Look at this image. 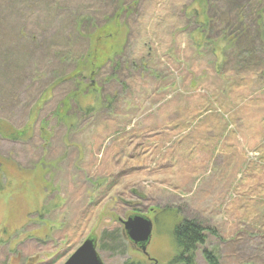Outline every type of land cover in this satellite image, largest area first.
Segmentation results:
<instances>
[{"label": "rangeland", "instance_id": "374dc122", "mask_svg": "<svg viewBox=\"0 0 264 264\" xmlns=\"http://www.w3.org/2000/svg\"><path fill=\"white\" fill-rule=\"evenodd\" d=\"M0 122V264H172L184 219L196 264H264V0H0Z\"/></svg>", "mask_w": 264, "mask_h": 264}, {"label": "trees", "instance_id": "16d2710c", "mask_svg": "<svg viewBox=\"0 0 264 264\" xmlns=\"http://www.w3.org/2000/svg\"><path fill=\"white\" fill-rule=\"evenodd\" d=\"M201 4H202V11L199 8H197V10L201 12V13H198V16L201 18V21H200L201 25L204 27H207L209 25L210 20L206 17V5L203 3ZM209 39L208 37H205V35L203 34L198 35L197 37L194 36L195 42L199 45L205 44L207 41H209ZM234 41H235L234 39L227 40L228 44H224V48L231 49L234 45ZM210 44L214 46L212 54L216 56L217 59H221V57L225 55V51L221 47V44L220 43H210ZM92 52H93V48L90 50L88 57L91 56ZM113 54L114 53L112 52L110 55H107L106 58H110ZM106 58H105V61L102 60L101 63H99L98 65H95L96 66L95 70L103 66V62H106L107 60ZM92 62H93V58L91 59V61L88 60L84 64L82 70H86L87 67L92 68L93 67ZM87 109H91V108L88 107ZM7 127H8V123L0 122V131L4 130L3 134L6 135L7 137L12 138V139H20L21 136L23 135L22 132H19L16 130L13 132H9ZM11 166H13L16 171H18L16 166L14 165H11ZM2 167L4 168L8 167L6 165L5 158H0V169H2ZM0 190H3V187H0ZM212 231L215 232V230H212ZM172 234H173V239L175 243L176 253L171 263L172 264H196V252L199 249V246H203L207 241V236L204 234V227L196 220L184 219L183 221L181 220L180 223H177L173 227ZM203 254L206 260L209 262V264H218V259H217L215 252L208 250V249H204Z\"/></svg>", "mask_w": 264, "mask_h": 264}, {"label": "water", "instance_id": "95a60500", "mask_svg": "<svg viewBox=\"0 0 264 264\" xmlns=\"http://www.w3.org/2000/svg\"><path fill=\"white\" fill-rule=\"evenodd\" d=\"M125 233L129 240L147 253V246L153 233V221L145 215L134 214L123 220ZM64 264H105L101 259L96 240L89 237L76 249Z\"/></svg>", "mask_w": 264, "mask_h": 264}]
</instances>
